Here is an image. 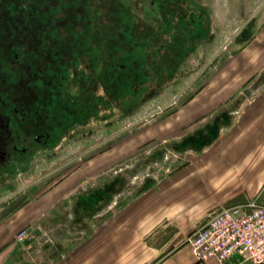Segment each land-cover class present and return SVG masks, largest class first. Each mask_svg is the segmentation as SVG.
Returning a JSON list of instances; mask_svg holds the SVG:
<instances>
[{
    "label": "flooded vegetation",
    "instance_id": "flooded-vegetation-1",
    "mask_svg": "<svg viewBox=\"0 0 264 264\" xmlns=\"http://www.w3.org/2000/svg\"><path fill=\"white\" fill-rule=\"evenodd\" d=\"M263 8L264 0H0V213L53 173L24 183L36 173V154L67 156L94 134L84 133V119L108 116L110 127L134 114L114 122L115 106L139 109L184 89L224 45L254 33ZM197 46L205 61L176 72ZM206 127L180 141L184 151L212 141L218 127ZM139 163L133 175L120 171L127 181L85 190L84 217L99 201L93 215L115 205L122 184L146 170Z\"/></svg>",
    "mask_w": 264,
    "mask_h": 264
},
{
    "label": "crops",
    "instance_id": "crops-1",
    "mask_svg": "<svg viewBox=\"0 0 264 264\" xmlns=\"http://www.w3.org/2000/svg\"><path fill=\"white\" fill-rule=\"evenodd\" d=\"M236 45L233 47L236 51L225 60V76L230 77V84H240V100L231 99L225 103L209 101L198 105L214 110L208 122H214L218 127L213 141L224 135L225 145L231 149L228 155L240 160L231 162L232 167L228 170L213 163L195 166L191 171L192 183L199 188L202 183L207 191H213L215 196H208V200L218 204L216 189L225 192L231 188L234 180L230 173L238 172L243 193L240 204L251 200L264 204V8L254 33ZM204 147L195 151H204ZM120 171L135 173L134 167L118 166L108 170V176L102 179H98V173L89 176L87 181L93 177L96 180L87 186L90 189L99 188L103 183H106L103 186H108L113 177L127 181ZM84 190L89 189L81 182L72 185L66 181L48 186L45 181L14 209L0 213V264H151L157 258V264H215L212 259L204 262L195 260L184 242L186 234L196 228L200 219L204 220L205 214L198 211L199 205L193 207L188 217L181 213L184 216L180 223L176 219V231L173 233L167 231L171 221L169 211L165 210L157 219L161 224L163 241L158 245L152 241L147 243L153 236L154 227L159 224L152 223L153 216L146 214V209L140 212L138 208L144 207L142 204L137 208L139 197L129 198L122 204L117 201L93 215L96 205L101 204L99 201L87 207L86 212L98 221L95 230L97 240H104L109 227H112V243L106 244L104 240L100 244H84V233L89 232L91 226L90 220L84 226ZM110 209L111 213L106 212ZM20 229H24L25 235L22 240H17L15 234ZM141 255H144V261Z\"/></svg>",
    "mask_w": 264,
    "mask_h": 264
},
{
    "label": "rangeland",
    "instance_id": "rangeland-1",
    "mask_svg": "<svg viewBox=\"0 0 264 264\" xmlns=\"http://www.w3.org/2000/svg\"><path fill=\"white\" fill-rule=\"evenodd\" d=\"M229 31L232 32L233 30L230 29ZM228 32L225 34L226 37L229 35ZM236 44H239V42L232 41L224 45L220 49V53L215 57H211L207 63L208 65L201 69L184 89L179 90L176 88L172 92L163 91L159 94L158 101L154 102L155 105L149 107L147 103L148 108L146 109L145 105L139 109L128 110L132 105V101L130 105H123L120 109L115 106L114 113H111L109 117L116 121L119 115L122 113L126 115L128 112V114L134 113V118L126 117L117 122L114 121L113 126L107 127L104 123L109 120L107 115L110 110L105 108L106 106L99 107V112L107 117L103 120L91 116L84 119V133H87L88 130L94 131L92 136H85L84 148L80 149L78 147L75 149L71 146L72 152L69 155L51 161L44 159L43 155L36 154L32 159V162L37 165L36 173L25 179L24 183L33 181L41 173L52 170L53 173L45 179L48 186L67 181L72 185L81 182L86 189H90L88 183L95 181L96 177L87 181L89 176L92 177V175L98 173V179H102L108 176V170L112 171L118 166H132L135 162L140 161L138 169L146 167V170L143 174H137V177L131 183H123V192L116 196V200L122 204L129 198L139 197L136 206L138 208L142 204L144 207L138 208L141 209L140 212L143 213L146 209V214H152V223L159 224L157 219L161 217L163 212H166L165 210H168L169 220L171 221L167 230L169 233L176 231L174 227L176 219L180 223V219L184 216L181 213H185V217H188L190 211L197 205L200 208L198 211H201L202 215L205 214L204 220L200 219L197 222L196 227H199L220 206L240 204L243 193L239 185L238 172L230 171L234 180L231 182L233 185L231 188L225 192L216 189L215 194L218 197L217 199L220 200L218 204H213L208 200V196L211 198L215 196L213 191H207L208 189L206 190L202 183L200 188L192 183L193 174L191 171L195 166L201 165L204 167L209 163H213L219 166L223 165L225 170H228L232 167L231 162L240 160V158L228 155L231 149L226 147L224 135L218 141L212 139V142H205L204 148L206 150L201 152H198L199 150L195 151L194 148L184 151L183 146L179 145L183 138L192 136L198 129H207L206 126H208L210 116L214 110L208 108V106L207 108L203 105L199 106L200 104L209 101L225 103L231 99L240 100V84H230V77L225 76V60L236 51L233 48L237 46ZM201 52L202 46H199L195 57L188 59L183 65L177 66L176 72L202 64L205 58L199 56ZM171 80L172 77H168L165 81ZM163 83V81H160L159 88L162 87ZM231 88H235V90L232 91ZM154 89H158V87H154ZM146 91L145 89L142 93H139L138 97ZM124 114L121 117L125 116ZM39 157L43 159L40 164H38ZM184 167L185 169H183ZM126 170L130 171L129 168ZM103 185H106V183H103L100 187H103ZM84 192L86 191L84 190ZM26 196V194H23L12 202L7 211L21 204ZM106 212L111 213L112 209L106 210ZM179 214L181 215L178 216ZM89 220L91 221L90 231L84 233V244H100L104 240L106 244H111L112 227H109L104 240L103 238L97 240L95 230L98 221L96 218L87 219L84 217V223L89 222ZM160 225H154L153 236L147 240V243L152 241V244L160 245L163 242H161L160 233L162 231ZM22 230L24 231V229H20L16 234ZM153 254L156 255L157 253L153 252ZM161 255L159 254V256ZM141 256V260L144 261V255ZM157 260L158 258L154 259L151 264H157Z\"/></svg>",
    "mask_w": 264,
    "mask_h": 264
},
{
    "label": "built area",
    "instance_id": "built-area-1",
    "mask_svg": "<svg viewBox=\"0 0 264 264\" xmlns=\"http://www.w3.org/2000/svg\"><path fill=\"white\" fill-rule=\"evenodd\" d=\"M23 237V230L15 235ZM185 243L199 262L264 264V204L251 200L220 206L187 234Z\"/></svg>",
    "mask_w": 264,
    "mask_h": 264
},
{
    "label": "water",
    "instance_id": "water-1",
    "mask_svg": "<svg viewBox=\"0 0 264 264\" xmlns=\"http://www.w3.org/2000/svg\"><path fill=\"white\" fill-rule=\"evenodd\" d=\"M250 13H251V12H249V14H250ZM248 38H250V36H249ZM248 38H247V39H248ZM247 39H246V40H247ZM150 105H155V103H149V107H150ZM146 108H148V107H147V105H146L145 109H146ZM134 116H135V114H134V115H131V116H129L128 118H130V117H131V118H134ZM38 185L40 186V185H41V182H39V184H38ZM35 188H36V186H33V188H32V189H35ZM32 189H31V190H32Z\"/></svg>",
    "mask_w": 264,
    "mask_h": 264
}]
</instances>
